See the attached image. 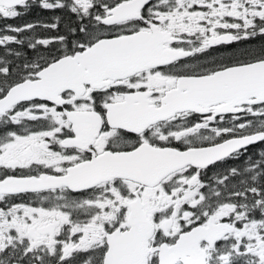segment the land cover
<instances>
[{
	"label": "snow or ice",
	"instance_id": "6c2138e0",
	"mask_svg": "<svg viewBox=\"0 0 264 264\" xmlns=\"http://www.w3.org/2000/svg\"><path fill=\"white\" fill-rule=\"evenodd\" d=\"M34 8L75 23L0 27V264H264V0Z\"/></svg>",
	"mask_w": 264,
	"mask_h": 264
},
{
	"label": "trees",
	"instance_id": "16d2710c",
	"mask_svg": "<svg viewBox=\"0 0 264 264\" xmlns=\"http://www.w3.org/2000/svg\"><path fill=\"white\" fill-rule=\"evenodd\" d=\"M53 15H61L62 16V27L65 24H71L75 23V17L67 12H57V13H52L48 11H41L39 9H33L28 15L23 16L20 19L16 20H0V27H2L5 24H12V25H23L26 23L30 22H35V21H42V22H52V17ZM57 33L54 31H48V30H41L38 35L41 37H46V36H54ZM12 47H17L13 45ZM23 51L27 52V55L29 58H34V54L32 53L31 50L28 49H23ZM3 52V49L0 48V53ZM264 150V145H254L251 146L249 149V154H258L260 151ZM234 163H243V158L239 162H234ZM207 179V178H206Z\"/></svg>",
	"mask_w": 264,
	"mask_h": 264
},
{
	"label": "flooded vegetation",
	"instance_id": "af4514ba",
	"mask_svg": "<svg viewBox=\"0 0 264 264\" xmlns=\"http://www.w3.org/2000/svg\"><path fill=\"white\" fill-rule=\"evenodd\" d=\"M256 43H259V41H256ZM227 47L228 46H221V48H219V49H213V53H215L218 56H226V55H229L230 52L226 50ZM231 47H234V46H231Z\"/></svg>",
	"mask_w": 264,
	"mask_h": 264
}]
</instances>
